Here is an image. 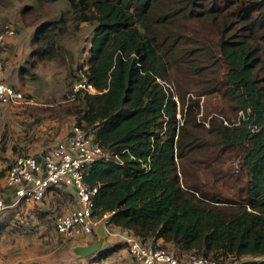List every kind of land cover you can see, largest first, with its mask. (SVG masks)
Listing matches in <instances>:
<instances>
[{"label":"trees","instance_id":"obj_1","mask_svg":"<svg viewBox=\"0 0 264 264\" xmlns=\"http://www.w3.org/2000/svg\"><path fill=\"white\" fill-rule=\"evenodd\" d=\"M67 3L57 19L39 24L32 39L36 59L28 64L53 59L66 22L73 31L93 24L83 67L96 92L78 93V108L66 109L110 154L83 176L96 189L93 216L110 213L108 225L179 259L264 257V0ZM29 10L36 12L25 6L22 15ZM215 57L225 68L215 82L220 87L211 86ZM174 66L207 85L202 94L221 91L241 115L226 123L210 118L203 126L196 119L199 101L170 90ZM176 101L184 110L181 120ZM234 151L238 174L221 168ZM185 168L198 174L189 181ZM231 179L241 184L236 199L205 190ZM158 238L177 250L146 243Z\"/></svg>","mask_w":264,"mask_h":264},{"label":"crops","instance_id":"obj_2","mask_svg":"<svg viewBox=\"0 0 264 264\" xmlns=\"http://www.w3.org/2000/svg\"><path fill=\"white\" fill-rule=\"evenodd\" d=\"M33 3L34 0H0V20H10L15 25V35L8 38L6 48L0 53L4 63L0 78L29 93L36 83L52 72L49 69L51 60H36L34 67L28 64L29 60L36 59L31 58L32 39L39 24L44 22L20 21L22 9L34 6ZM43 62L46 63L44 66L38 65ZM28 98L31 103L26 105L0 104V200L3 202L0 210V264H137L127 251L128 240L136 238L129 230L101 223L90 235L66 238L57 233L52 220L54 216L79 206L72 186L53 187L41 201H14L6 179L10 164L24 154L41 157L46 150L66 140L67 125L76 122L74 116V120L71 116L44 119L36 96L31 94ZM100 239L102 243L98 251L87 256L78 254V248ZM146 243L177 250L161 238L148 239ZM258 258H252L249 264H259L263 258ZM214 264L245 263L225 261Z\"/></svg>","mask_w":264,"mask_h":264},{"label":"built area","instance_id":"obj_3","mask_svg":"<svg viewBox=\"0 0 264 264\" xmlns=\"http://www.w3.org/2000/svg\"><path fill=\"white\" fill-rule=\"evenodd\" d=\"M14 35L15 30L11 25L0 27V53L6 48L8 38ZM3 66L0 56V74ZM80 92L91 94L96 92L88 82L83 65L76 69L75 80L67 99L74 100ZM29 103L31 99L23 90L0 78V104ZM241 113L238 112V116ZM109 157L110 154L93 141V135L88 130L74 124L68 131L66 140L58 142L41 157L18 156L6 171L7 185L13 192L15 202L41 201L53 187L72 186L78 197L79 206L55 215L53 218L55 230L66 238L90 235L99 224L108 222L110 213H104L99 218L93 216V196L96 189L84 184L83 176L93 162ZM2 208L3 202L0 200V210ZM127 249L138 264H214L210 259L197 255L179 259L165 248L146 246L134 238L128 240Z\"/></svg>","mask_w":264,"mask_h":264},{"label":"rangeland","instance_id":"obj_4","mask_svg":"<svg viewBox=\"0 0 264 264\" xmlns=\"http://www.w3.org/2000/svg\"><path fill=\"white\" fill-rule=\"evenodd\" d=\"M33 4L36 12L33 14L32 10H29L25 15L21 14L20 21L22 23L31 21V18H34V16L36 18L39 17L38 19H35V21H38L39 23L40 21H53L57 19L62 12L68 9L67 0H58L55 2H48L47 0H34ZM66 23L68 26L67 31L61 36L56 37L59 47L56 48L53 59H51L49 64V69L52 71L50 76L43 77V80L40 83H36L35 88L32 90V92H30L31 94H34L37 98V101L40 102L39 109H41V114L44 119H63L68 116L73 118L75 115L66 113V109H77L80 104L77 99L74 101L68 100L67 96L71 92L72 84L75 80L76 69L82 66L89 56L88 49L91 43L93 24L84 23L83 25H80L79 30L73 31L71 22L68 21ZM2 24L11 25L15 30V25L10 20H0V27L3 26ZM52 28V30L56 31L57 26L55 29L53 26ZM200 31L203 32V30ZM215 58L216 59L211 61L214 62L213 68L215 70V73L210 76L211 80L213 81L211 86L213 85L220 87V85L218 83L216 84L215 82L218 80V78H220V74L225 68L219 57ZM40 64L44 66L46 63H38L39 66ZM170 77L172 82L169 83V86L173 94H175L176 90L179 88L182 90V93H184L186 100L191 98L197 99L199 101V110L196 114V119L203 126L208 127L205 123H208L207 121L210 118H223L225 121L237 118L238 114L229 108V104L226 102V99L222 95L221 91L203 92L202 94L200 90L207 89V85L202 84L200 81H196V79L187 73L184 68H182V70L176 71V67L174 66L173 70L170 72ZM25 93L26 95L28 94V96L31 95L29 92L25 91ZM174 98L177 100L176 95H174ZM176 104L178 112L177 118L178 120H181L180 115L183 114L184 110L182 109L180 102L176 101ZM74 122L67 125L68 131L72 125L76 124V122ZM236 152L237 151H234L233 154L231 153L232 155L224 158V164L221 167L223 171L230 169L232 173L238 174V157L234 155ZM185 172L189 181L191 174H198L197 170H191L187 168H185ZM180 177L182 180L184 179L181 173ZM240 187L241 184L239 182L233 183V180L231 179L226 181V184L217 185V187L214 188L206 186L205 190L208 193L221 194L222 198L236 199L238 188ZM53 213L55 212H52L51 214ZM262 258L261 259L263 261L264 257ZM132 259L136 262L133 257ZM242 260L246 262L251 261L252 258L246 257Z\"/></svg>","mask_w":264,"mask_h":264},{"label":"water","instance_id":"obj_5","mask_svg":"<svg viewBox=\"0 0 264 264\" xmlns=\"http://www.w3.org/2000/svg\"><path fill=\"white\" fill-rule=\"evenodd\" d=\"M102 239L98 240L95 243L88 244L86 246L80 247L77 249L78 254L82 256L90 255L100 249Z\"/></svg>","mask_w":264,"mask_h":264}]
</instances>
